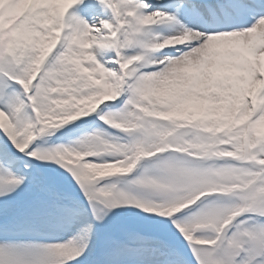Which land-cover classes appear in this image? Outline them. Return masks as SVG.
I'll return each mask as SVG.
<instances>
[{
	"label": "snow or ice",
	"instance_id": "6c2138e0",
	"mask_svg": "<svg viewBox=\"0 0 264 264\" xmlns=\"http://www.w3.org/2000/svg\"><path fill=\"white\" fill-rule=\"evenodd\" d=\"M0 137V264H264V0H0Z\"/></svg>",
	"mask_w": 264,
	"mask_h": 264
},
{
	"label": "rangeland",
	"instance_id": "374dc122",
	"mask_svg": "<svg viewBox=\"0 0 264 264\" xmlns=\"http://www.w3.org/2000/svg\"><path fill=\"white\" fill-rule=\"evenodd\" d=\"M94 117V116H92ZM92 117H89L87 120L91 119ZM86 120V121H87ZM85 121H77L75 124L69 125L67 128L72 129L75 127V129L68 130L62 129L60 132H57L55 136H52L50 138H44L43 140H37L33 147L36 145H41L44 144L45 140H47V143L49 145L52 144H57V143H64L67 144L72 140H75L78 135H80L81 131L77 129L78 125L82 124ZM93 128H103V125L100 124L99 121L94 120V123L92 125ZM91 129L90 131H92ZM63 131H65L63 133ZM63 133V134H61ZM61 136H58L60 135ZM26 163L31 166L32 169H40L42 171L54 174V175H59L60 177H63L64 180L67 182L66 187L69 190H75L78 193V189L75 188L74 182L71 180L69 174L65 172L64 170L60 169L55 163L52 162H47V163H42L40 161L36 160H31L28 158H24ZM114 212L116 213H121L126 217H130L132 219H135L136 221L140 223H146L151 225L154 229L157 231L162 232L167 239L172 243V245L187 259L190 260V254L188 253L187 250V245L183 241L182 237L180 236L179 232L172 226L171 222L169 219L161 218L158 217L154 214H147L144 213L141 209H137L135 207H124V208H118L115 209ZM175 218V217H173ZM81 264H92V258H88L82 261Z\"/></svg>",
	"mask_w": 264,
	"mask_h": 264
},
{
	"label": "bare ground",
	"instance_id": "6f19581e",
	"mask_svg": "<svg viewBox=\"0 0 264 264\" xmlns=\"http://www.w3.org/2000/svg\"><path fill=\"white\" fill-rule=\"evenodd\" d=\"M211 0L207 1L210 2ZM192 2L194 3H199V0H192ZM170 31H179V27L178 26H172V28H168V27H164V26H160V27H154L152 30V35L153 36H160V37H165L169 34ZM165 52L169 51V49H165ZM0 139H2V137H0ZM19 155V154H17ZM73 234L72 231H69L68 234H63L59 237V242H63L64 240H67L71 237V235ZM83 261V260H82ZM82 261L79 262H74V264H81Z\"/></svg>",
	"mask_w": 264,
	"mask_h": 264
}]
</instances>
